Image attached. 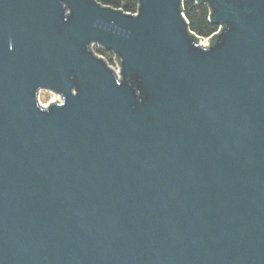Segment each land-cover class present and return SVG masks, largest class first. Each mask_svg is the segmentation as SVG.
<instances>
[{
	"label": "water",
	"instance_id": "obj_1",
	"mask_svg": "<svg viewBox=\"0 0 264 264\" xmlns=\"http://www.w3.org/2000/svg\"><path fill=\"white\" fill-rule=\"evenodd\" d=\"M196 2L0 0V264H264V0Z\"/></svg>",
	"mask_w": 264,
	"mask_h": 264
},
{
	"label": "trees",
	"instance_id": "obj_2",
	"mask_svg": "<svg viewBox=\"0 0 264 264\" xmlns=\"http://www.w3.org/2000/svg\"><path fill=\"white\" fill-rule=\"evenodd\" d=\"M102 4L121 8L127 12H136L138 0H98ZM183 12L189 21V27L195 33L201 36H209L214 33L218 26L212 24L209 20L210 7L207 4L199 5L196 0H183ZM99 54H105L106 51L98 46L94 48Z\"/></svg>",
	"mask_w": 264,
	"mask_h": 264
},
{
	"label": "rangeland",
	"instance_id": "obj_3",
	"mask_svg": "<svg viewBox=\"0 0 264 264\" xmlns=\"http://www.w3.org/2000/svg\"><path fill=\"white\" fill-rule=\"evenodd\" d=\"M104 56L110 63L117 65V59L112 51H106ZM39 98L42 104H48L56 100H61L62 96L58 93L42 89Z\"/></svg>",
	"mask_w": 264,
	"mask_h": 264
},
{
	"label": "built area",
	"instance_id": "obj_4",
	"mask_svg": "<svg viewBox=\"0 0 264 264\" xmlns=\"http://www.w3.org/2000/svg\"><path fill=\"white\" fill-rule=\"evenodd\" d=\"M220 29H221V28L218 26V29H217L214 33H212L211 35H209V36H207V37H205V36H201V35L198 34V36L200 37V42H201L202 44H204V45H209L212 36H213L214 34H216L217 32H219ZM196 34H197V33H196ZM99 55H101V56H103V57L105 58V56H104L103 54H99ZM115 57H116V56H115ZM105 59H106V58H105ZM116 59H117V58H116ZM107 61H108V60H107ZM108 62H109V61H108ZM109 63H110V62H109ZM110 64H111V66L114 67L115 69H118V68H119V62H118V59H117V65L112 64V63H110Z\"/></svg>",
	"mask_w": 264,
	"mask_h": 264
}]
</instances>
